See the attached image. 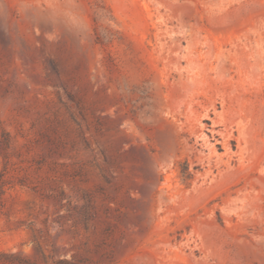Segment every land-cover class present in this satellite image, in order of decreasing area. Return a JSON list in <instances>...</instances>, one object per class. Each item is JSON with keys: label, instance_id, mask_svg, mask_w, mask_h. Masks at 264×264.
Here are the masks:
<instances>
[{"label": "rangeland", "instance_id": "obj_1", "mask_svg": "<svg viewBox=\"0 0 264 264\" xmlns=\"http://www.w3.org/2000/svg\"><path fill=\"white\" fill-rule=\"evenodd\" d=\"M0 184V264H264V0H0Z\"/></svg>", "mask_w": 264, "mask_h": 264}, {"label": "trees", "instance_id": "obj_2", "mask_svg": "<svg viewBox=\"0 0 264 264\" xmlns=\"http://www.w3.org/2000/svg\"><path fill=\"white\" fill-rule=\"evenodd\" d=\"M186 169V168H185ZM183 171V173L185 174V171L186 170H182ZM3 191H2V186H1V184H0V194L2 193Z\"/></svg>", "mask_w": 264, "mask_h": 264}]
</instances>
